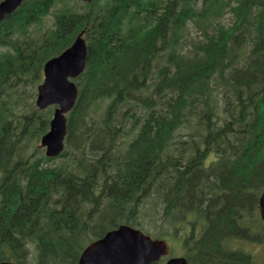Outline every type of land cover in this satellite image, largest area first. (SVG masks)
Segmentation results:
<instances>
[{"label": "trees", "instance_id": "16d2710c", "mask_svg": "<svg viewBox=\"0 0 264 264\" xmlns=\"http://www.w3.org/2000/svg\"><path fill=\"white\" fill-rule=\"evenodd\" d=\"M80 32L65 146L47 157L36 87ZM263 190L264 0H23L0 21V262L77 264L119 224L143 230L153 194L189 226L172 236L188 264H256L229 241L264 243Z\"/></svg>", "mask_w": 264, "mask_h": 264}, {"label": "water", "instance_id": "95a60500", "mask_svg": "<svg viewBox=\"0 0 264 264\" xmlns=\"http://www.w3.org/2000/svg\"><path fill=\"white\" fill-rule=\"evenodd\" d=\"M21 2L1 0L0 20ZM86 57L87 46L80 32L67 48L43 65V80L37 86L35 103L40 109L56 105L48 130L40 137V145L48 157L57 156L64 148L66 114L73 108L78 92L73 79L83 72ZM258 210L264 222V190L258 198ZM168 253L169 245L165 239L153 238L139 228L122 223L90 241L81 251L77 264H152ZM0 264L18 263L5 260ZM164 264H188V261L184 256H170Z\"/></svg>", "mask_w": 264, "mask_h": 264}, {"label": "rangeland", "instance_id": "374dc122", "mask_svg": "<svg viewBox=\"0 0 264 264\" xmlns=\"http://www.w3.org/2000/svg\"><path fill=\"white\" fill-rule=\"evenodd\" d=\"M51 16H48V19H46V23L50 22ZM230 18V14L226 13L224 17L222 18L223 23H228ZM197 32L194 33L193 31L190 34V38H195ZM28 102H32V97L28 96ZM34 107H35V98H34ZM31 106L28 105L29 108ZM37 107V106H36ZM53 108V107H52ZM52 115V113H51ZM188 128L183 127L180 129V133L187 132ZM32 145H35V147L42 148L40 146V138L37 139L35 143ZM43 154L44 149L42 148ZM57 161V159L55 160ZM139 224L145 229H143L144 232L155 237L154 235L161 236V238H165L170 245V248L172 249L171 253L174 256H184V248L182 246V242L179 240V242L176 240L174 241V236L178 238H183L185 233L188 232L189 226L185 224H171L167 218L164 217L163 214V202L157 198V196H154L153 194L148 198V200L141 206L139 211ZM174 225L178 226V231L176 233L173 232ZM147 230V231H146ZM152 233V234H151ZM154 234V235H153ZM231 247H241L245 251H248L252 254L254 257V260L256 261V264H264V243H258V242H250L247 240H237L232 239L229 241Z\"/></svg>", "mask_w": 264, "mask_h": 264}, {"label": "flooded vegetation", "instance_id": "af4514ba", "mask_svg": "<svg viewBox=\"0 0 264 264\" xmlns=\"http://www.w3.org/2000/svg\"><path fill=\"white\" fill-rule=\"evenodd\" d=\"M16 9H14L12 12H14ZM12 12H10V13H8V14H11ZM8 14H6L5 16H4V18L3 19H5V17L8 15ZM2 19V20H3ZM1 21V20H0Z\"/></svg>", "mask_w": 264, "mask_h": 264}]
</instances>
